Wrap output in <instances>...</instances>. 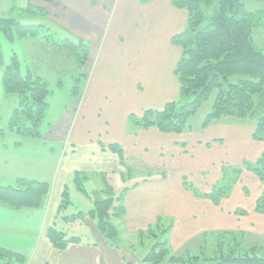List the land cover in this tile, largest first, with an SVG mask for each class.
<instances>
[{"label": "crops", "instance_id": "0c3cea01", "mask_svg": "<svg viewBox=\"0 0 264 264\" xmlns=\"http://www.w3.org/2000/svg\"><path fill=\"white\" fill-rule=\"evenodd\" d=\"M26 3L44 12L45 26L55 25L92 46L79 95L73 94V81L60 87L57 81L50 84L41 137H22L9 124L0 125V181L28 179L50 184L42 208L14 209L0 203L1 247L24 256L27 264H139L133 238L120 241L115 248L87 215L90 236L81 243L59 250L49 240L48 228L54 222L57 225L63 191L76 172L85 173L86 183L93 184L91 190L85 185L88 194L83 192L89 201L79 211L85 213L93 207L90 195L99 185L102 188L101 174L118 177L120 182H126L123 174L141 178L125 195L127 213L116 221L127 235L139 236L161 216L170 215L175 219L169 234L174 250L206 231L264 236V214L254 209L261 191L251 196L240 189V201L215 205L183 185L184 177L193 184L198 180L202 188L194 185L209 193L221 179L226 152L214 149L215 131L208 126L196 132L164 133L130 124L131 114L141 116L147 109L160 110L178 100L175 68L181 48L171 39L186 27L185 9L175 7L172 0H22L23 7ZM2 78L0 67L3 98ZM111 144L123 149L130 173L119 154L109 149ZM240 144L244 142L235 146ZM263 147L259 144L260 153ZM217 162L221 174L210 176ZM239 209L247 214H238ZM138 242L142 244L140 238Z\"/></svg>", "mask_w": 264, "mask_h": 264}, {"label": "trees", "instance_id": "16d2710c", "mask_svg": "<svg viewBox=\"0 0 264 264\" xmlns=\"http://www.w3.org/2000/svg\"><path fill=\"white\" fill-rule=\"evenodd\" d=\"M172 4L185 9L188 13L185 29L174 35L171 42L181 48V55L175 68V75L179 81V99L189 96H192V99L181 106H178V100L171 101L160 110L147 109L141 116L131 114L130 124L139 128L154 127L164 133L179 134L192 130L191 118L214 95L211 110L202 122V128L223 118L240 120L250 118L255 122L252 139L264 142V51L254 39V29L264 26V11L248 9L246 0H172ZM23 10L29 15L44 13L31 5ZM47 30L49 28L42 23H23L12 13L0 16V33L11 42L36 38L42 31ZM76 39L57 37L54 38L52 45L71 51L79 68H84L91 46L83 39ZM2 63L0 49V67ZM71 76L74 81V92L78 94L81 90V76L85 74L82 72ZM2 83L5 95L16 97L18 102L10 117L9 127L22 137H41V125L48 107L50 82L30 68L24 75L17 54L13 53L11 63L3 70ZM56 83L62 86L60 79ZM109 149L118 153L121 163L127 166L123 149L119 144H111ZM243 163L240 167L231 169L235 177L234 182L239 180L245 169L257 177L262 185V192L256 199L255 211L264 214V150L255 162ZM127 169L130 173L131 167L127 166ZM106 176L101 174L104 180L102 188L90 195L93 207L87 213L79 211L73 215L61 216L63 210L71 203L69 188L66 185L59 216L68 223L89 216L109 244L119 248V229L116 221L127 213L125 195L137 183L125 187L115 195V189ZM127 176L129 174L121 175L125 179ZM225 177L222 174L221 179L209 193L202 192L186 177L183 178V185L195 196L208 198L215 205H220L231 192V186H220L221 183L228 182ZM87 178L88 176L81 172L73 175L77 187L86 194L88 193L84 181ZM49 191L48 182L20 179L17 186L0 185V203L14 209L42 208L47 202ZM245 193L248 194L246 188ZM237 213L245 215L247 211L239 209ZM162 221L163 218L160 217L157 223L138 233L142 244H145L146 236L156 240L159 231L167 237L163 241L156 240L148 254H144L143 261L160 264L168 257L174 264H264V245L255 243L245 246L244 231H206L189 240L185 244L183 254L171 255L168 235L174 221L172 219L170 225L161 228ZM47 234L52 244L59 250H65L72 243H81L84 239L81 235L68 236L67 232L58 229L55 222L49 226ZM0 260V264L26 262L24 256L1 246Z\"/></svg>", "mask_w": 264, "mask_h": 264}, {"label": "rangeland", "instance_id": "374dc122", "mask_svg": "<svg viewBox=\"0 0 264 264\" xmlns=\"http://www.w3.org/2000/svg\"><path fill=\"white\" fill-rule=\"evenodd\" d=\"M26 4L28 5V3ZM27 5L23 7L22 0H0V16L8 15L9 13H12L13 16L17 17L23 23H34L35 24V23H40V22L41 23L46 22L44 21L45 19L42 14H39V13H37V15L25 14L23 9H25ZM246 6L248 9H251V10L264 11V0H246ZM46 27H48L49 30H47L46 32L42 31L41 34L36 38L16 40L14 42H11L3 33H0V49L2 52V56H3V63L1 66L2 71L7 65L11 63L13 53H16L20 60L21 72L24 75L28 72V69L30 68L33 70V72L42 76L47 81H49L51 85H52V82L59 81L60 79L62 81V86H63L65 81H72L71 75H75L79 73L81 74L82 72L84 73V68H79V65L77 64V61L75 59V55L71 51L66 50L62 47L56 46V45L55 46L52 45V43L54 42V38H57V37H60V38L69 37L73 39H76V38L70 37L69 35H67L66 32L62 31L61 28L55 25L48 24V26ZM46 34H52L53 36L45 37ZM254 39H255L256 44L264 51V26L254 29ZM90 46L92 45L90 44ZM84 79H85V76H81V81H85ZM168 83L170 86L169 91H171L172 84H170L169 81ZM55 84L57 85V83ZM175 85H176L175 88L177 92V90H179V87L177 89V84ZM73 94L79 95L80 92L78 94H75L74 89H73ZM177 99L179 101L178 106H181L187 103L188 101H190L192 99V96L182 97L181 99H179L178 97ZM213 101H214V95L209 99V101H207L201 107V109H199L197 114L191 118L190 123L192 125V130L190 131L196 132L202 129V122L204 121L206 115L210 112ZM150 102H152V100ZM17 106H18V102H17L16 97L3 96L2 98L0 96V125L4 126V125L9 124L8 123L9 118L11 117L12 112L14 111L15 108H17ZM216 121H217L216 123L215 122L212 123L211 125H209V127L211 131H215L213 135L215 137V140L212 141V142H215L214 149L221 150L223 148L226 152V154L224 155L225 158L223 159L224 161H223V166L221 169H222V173L224 174V177L226 176L225 179H227L228 181L225 183L224 182L221 183L220 186H225V187L231 186L230 188L231 192L229 196L223 199L222 201L225 200V202L230 201L233 203L240 201V197H241L240 189H242L244 193V189L246 188L248 190V193L251 196L259 193L260 191L262 192L261 183L258 181L257 177L249 170H246V169L243 170V172L241 173V176L238 178L239 180H237L236 182H234L235 177H234V174L231 172V169L233 167H240L241 165L244 164L243 163L244 161L253 163L261 155L260 150L257 148L259 147V144L264 145V142L252 139V134L255 129L254 120L250 118L247 120H240V119L230 117V118H223L222 120L220 119ZM254 141L256 142L255 144H254ZM236 142H244V144H240L241 146H235ZM253 150H254V153H256V155H254ZM263 150H264V147H263ZM219 166H220V163L217 162V167L215 168V171H214V168L213 170H211L210 176H215V173L218 175L221 174ZM139 179L141 178H139L137 175H133V176H127L125 179L126 182H120V180H118V177L107 176L108 182L111 185L114 184L115 186H117L115 189V195H118L121 192V189L125 187H130L135 181ZM255 180L258 181L257 184ZM193 182L198 187L202 188L201 187L202 183H200V181L194 180ZM84 183L91 190L93 184L86 183V180L84 181ZM17 184L18 182L9 183V181H0V185L17 186ZM68 187H70L69 193H70L71 203L66 209L63 210L61 216L73 215V214H76L79 210H84L87 207V202L89 201L86 198V195L77 187L74 181H71ZM99 188H100V185L98 186V189ZM254 209H255V206H254ZM61 216H58L59 218L57 217L58 219L57 227L58 229L67 232L68 236H71V235H81L82 236L83 235L85 236L84 239L90 236L88 232V228L86 226L85 219H80V220H76L74 222L68 223V221H65L63 218H61ZM161 217L163 218V221H162L163 223H161L162 225L161 228H165L168 225H170V222L172 219L175 222V219L171 217L170 215H164ZM116 225L118 226V229H119L118 239L120 241H123L126 238H128L126 240V242H128L129 239L133 238L134 246L132 248L137 250L136 255L140 259L139 264H155L152 262L143 261V257H144L143 254H146V253L148 254V252L150 251V248L152 247L151 245L156 240L163 241L167 237L161 231H159L158 237L156 238V240L151 236H146L145 237L146 242L144 245V244H140L139 242L136 243L139 236L134 235L133 233L131 234L129 233L127 235V230L124 229V227H122L121 224H118L116 222ZM173 226H174V223H173ZM47 237H48V234H47ZM255 243L264 245V236L262 235L259 237L257 236L249 237L248 236L244 240V244L247 247ZM185 244L178 250H174V248L171 247V244H170L171 255L183 254L184 253L183 250H185L186 248ZM127 245H130V244L128 243ZM191 248L192 247L190 246V249ZM196 249H197V246H196ZM27 262L28 261L26 260V262L22 264H27ZM0 263H1V260H0ZM12 264H20V263L17 261H14V263ZM160 264H174V263L170 262V260H168V257H167Z\"/></svg>", "mask_w": 264, "mask_h": 264}]
</instances>
